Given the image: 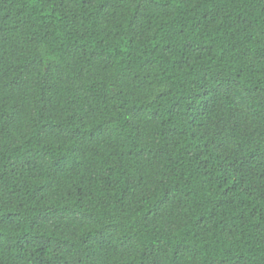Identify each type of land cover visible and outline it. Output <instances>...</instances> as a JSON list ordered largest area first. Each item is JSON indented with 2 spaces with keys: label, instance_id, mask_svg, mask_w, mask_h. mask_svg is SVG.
Listing matches in <instances>:
<instances>
[{
  "label": "trees",
  "instance_id": "obj_1",
  "mask_svg": "<svg viewBox=\"0 0 264 264\" xmlns=\"http://www.w3.org/2000/svg\"><path fill=\"white\" fill-rule=\"evenodd\" d=\"M0 264H264V0H0Z\"/></svg>",
  "mask_w": 264,
  "mask_h": 264
}]
</instances>
